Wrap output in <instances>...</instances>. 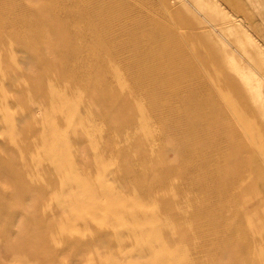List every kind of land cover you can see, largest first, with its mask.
<instances>
[{"label": "rangeland", "instance_id": "374dc122", "mask_svg": "<svg viewBox=\"0 0 264 264\" xmlns=\"http://www.w3.org/2000/svg\"><path fill=\"white\" fill-rule=\"evenodd\" d=\"M258 166L264 0H0V264H264Z\"/></svg>", "mask_w": 264, "mask_h": 264}, {"label": "bare ground", "instance_id": "6f19581e", "mask_svg": "<svg viewBox=\"0 0 264 264\" xmlns=\"http://www.w3.org/2000/svg\"><path fill=\"white\" fill-rule=\"evenodd\" d=\"M29 65L32 66L34 63L32 61V59L30 58L29 60ZM25 84H28V82L25 83L24 79L21 78L17 79L16 84L12 85L9 87V89H15V88H19L20 86H24ZM14 86V87H13ZM10 90V91H11ZM63 95V94H62ZM61 95V96H62ZM53 95H49V96H42V98H40L39 100H34L32 102H30L26 107L23 108V110L21 111V119L23 120H28L29 122H31L34 125L39 124V120L36 118L37 115H41L42 114V108L41 107H37L36 104L38 102H41V100L46 101L49 98H52ZM63 97V96H62ZM38 101V102H37ZM44 103V102H43ZM43 115V114H42ZM234 115V114H233ZM123 129V128H122ZM87 198V196H85Z\"/></svg>", "mask_w": 264, "mask_h": 264}, {"label": "crops", "instance_id": "0c3cea01", "mask_svg": "<svg viewBox=\"0 0 264 264\" xmlns=\"http://www.w3.org/2000/svg\"><path fill=\"white\" fill-rule=\"evenodd\" d=\"M260 169H262L260 166H258L257 168V171L259 173H262V176H264V173L262 172V170L260 171ZM259 204H260V208H261V221H262V224H261V232H264V203L259 199ZM261 244L264 248V240H261Z\"/></svg>", "mask_w": 264, "mask_h": 264}]
</instances>
